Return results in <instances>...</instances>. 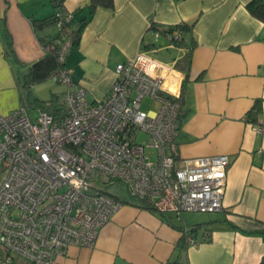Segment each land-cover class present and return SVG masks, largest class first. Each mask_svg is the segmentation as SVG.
I'll use <instances>...</instances> for the list:
<instances>
[{"label":"crops","instance_id":"0c3cea01","mask_svg":"<svg viewBox=\"0 0 264 264\" xmlns=\"http://www.w3.org/2000/svg\"><path fill=\"white\" fill-rule=\"evenodd\" d=\"M57 1L0 0L2 114L22 106L23 77L45 55L41 39L58 34L54 26L34 28V22L56 14ZM90 1L63 5L74 16L73 28L86 22L66 66L74 70V82L87 89L88 99H104L117 66L140 52L172 68L166 86L181 92L186 76L176 65L191 53L186 118L176 139L179 158L227 155L231 164L223 211L208 218L191 212L178 216L141 208L137 198L121 200L123 207L95 248H71L55 264H261L264 236L252 233L264 228V132L247 115L261 100L264 128V23L248 11L252 0H114V9L100 8L92 17ZM181 24H194L186 46L162 33ZM10 45L16 61L6 54ZM12 264L31 263L15 257Z\"/></svg>","mask_w":264,"mask_h":264},{"label":"built area","instance_id":"2783aa9c","mask_svg":"<svg viewBox=\"0 0 264 264\" xmlns=\"http://www.w3.org/2000/svg\"><path fill=\"white\" fill-rule=\"evenodd\" d=\"M56 17L61 29L65 19ZM166 36L182 40L178 32ZM71 45L60 43L62 65ZM170 73L172 68L140 52L117 66L104 99L90 101L87 89L74 82V70L65 67L55 73L67 87L62 117L39 109L34 120L23 106L0 113V264L15 257L55 264L71 248H95L123 207L106 193L115 183L162 214L223 211L231 160L179 158L181 92L166 86ZM145 99L157 109L143 110Z\"/></svg>","mask_w":264,"mask_h":264},{"label":"trees","instance_id":"16d2710c","mask_svg":"<svg viewBox=\"0 0 264 264\" xmlns=\"http://www.w3.org/2000/svg\"><path fill=\"white\" fill-rule=\"evenodd\" d=\"M64 1L65 0H59L56 4L57 13L61 15V17L64 20L63 27L58 29V34L55 36L54 39L50 41H44V39H41L42 45L44 47L45 55L43 58L38 60L37 62L33 63L29 66L26 74L23 77L22 80V88L27 91L30 90L32 87L42 84L46 82L48 79L52 77H56L55 73L59 69H63L66 66L65 64H61L58 59V52L60 49V43L64 40H69L71 42V48L72 47H78L81 43L82 36L86 27V22L83 21L82 24H80L77 28H73V17L67 15L64 11ZM115 3L114 0H91L90 6H89V12L90 16L92 17L95 12L100 9H114ZM247 9L258 20L262 21L264 23V0H252L248 5ZM56 14L52 17L45 19L43 21H36L34 22V28L37 32H41L45 29L56 27L57 24V17ZM71 17V19L66 20V18ZM194 24H181L176 27L169 28L165 31H162L163 34H173L175 32H178L182 40L180 42L172 41L173 44L177 46H186V35L191 33L193 31ZM192 45H195V43H192ZM11 45L9 46V50L6 53L7 56H11L14 61L17 60L14 52L12 51ZM70 48V49H71ZM70 51V50H69ZM191 53L187 54V56L181 60L179 63H177L176 68L183 72L186 76V78L183 81L181 93H180V100L182 102V109L178 117V130L180 131L182 128V125L186 118V112L183 109L184 105V91H185V84L189 80V72L191 67V59H190ZM67 61V60H66ZM186 81V82H185ZM26 100L22 102V106L27 108V104L25 103ZM27 101H29L27 99ZM37 109H41L44 112H47L51 115H53L55 118L59 119L65 114V107L61 103V96H55L49 101H41V100H35V105ZM262 101L257 100L250 110V112L247 115L248 122L261 126L260 123V117L262 115ZM107 193V192H106ZM108 194V193H107ZM109 195V194H108ZM140 203L136 204L137 206L148 209V210H154L152 207V204L149 200L143 199L139 200ZM252 234L255 235H261L264 236V228L253 232ZM187 247L186 239L184 238V241L182 242V249H185ZM169 264H188V263H179V262H172ZM261 264H264V257L262 259Z\"/></svg>","mask_w":264,"mask_h":264},{"label":"rangeland","instance_id":"374dc122","mask_svg":"<svg viewBox=\"0 0 264 264\" xmlns=\"http://www.w3.org/2000/svg\"><path fill=\"white\" fill-rule=\"evenodd\" d=\"M154 58L157 59H163L162 57L158 55H152ZM165 61H168L167 59ZM66 86L59 81L57 77H52L48 79L46 82L36 85L32 87L30 90H27L26 93V98H25V103L27 104V108L31 114L32 119H37L38 116V110L35 105V100H41V101H49L55 96H62L65 91H66ZM27 97L29 98V101H27ZM142 109L143 110H156L157 109V104L154 103L150 99H145L142 103ZM146 137L142 135L139 140L144 141ZM149 152V157L153 158L154 153L153 151H148ZM107 193L115 198H118L120 200L126 201L129 199H136L129 191L127 186L123 183H115L113 185H108L106 187ZM209 214H195V216L199 218H208Z\"/></svg>","mask_w":264,"mask_h":264}]
</instances>
